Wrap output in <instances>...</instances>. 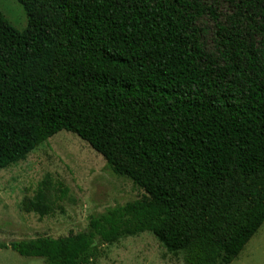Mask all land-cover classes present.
<instances>
[{"label": "trees", "instance_id": "1", "mask_svg": "<svg viewBox=\"0 0 264 264\" xmlns=\"http://www.w3.org/2000/svg\"><path fill=\"white\" fill-rule=\"evenodd\" d=\"M0 13V172L65 131L142 191L60 238L2 246L95 264L149 233L230 264L264 224V0H15Z\"/></svg>", "mask_w": 264, "mask_h": 264}, {"label": "rangeland", "instance_id": "2", "mask_svg": "<svg viewBox=\"0 0 264 264\" xmlns=\"http://www.w3.org/2000/svg\"><path fill=\"white\" fill-rule=\"evenodd\" d=\"M0 13L22 33L26 14L15 0H0ZM142 191L114 176L105 161L77 136L62 131L24 162L0 172V264H44L2 246L83 232L89 217L140 200ZM95 264H183L149 233L100 249ZM230 264H264V224Z\"/></svg>", "mask_w": 264, "mask_h": 264}]
</instances>
